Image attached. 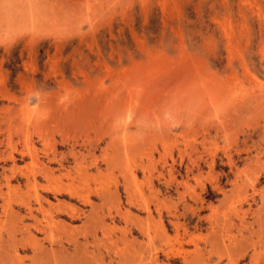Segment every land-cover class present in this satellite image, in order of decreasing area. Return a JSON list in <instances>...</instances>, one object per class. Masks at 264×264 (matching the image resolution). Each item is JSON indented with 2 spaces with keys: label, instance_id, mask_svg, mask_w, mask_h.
Returning <instances> with one entry per match:
<instances>
[{
  "label": "rangeland",
  "instance_id": "1",
  "mask_svg": "<svg viewBox=\"0 0 264 264\" xmlns=\"http://www.w3.org/2000/svg\"><path fill=\"white\" fill-rule=\"evenodd\" d=\"M1 189L2 264H264V0H0Z\"/></svg>",
  "mask_w": 264,
  "mask_h": 264
},
{
  "label": "bare ground",
  "instance_id": "2",
  "mask_svg": "<svg viewBox=\"0 0 264 264\" xmlns=\"http://www.w3.org/2000/svg\"><path fill=\"white\" fill-rule=\"evenodd\" d=\"M6 185H7V190L9 191L8 193H9V198H10V195L11 194H13V193H15L16 194V192L18 193L20 190H19V187H18V189H17V187H13L12 185H11V182L10 181H7V183H6ZM18 190V191H17ZM48 190V189H47ZM58 190V189H57ZM54 191V190H53ZM0 192L2 193L1 194V198H3L2 196H4V192H3V190L1 189L0 190ZM21 192V191H20ZM54 192H56V190L54 191ZM69 193V192H68ZM19 194V193H18ZM18 194H17V196L16 197H18L19 198V196H18ZM22 195V194H21ZM11 196H13V195H11ZM6 198V197H5ZM13 198V197H12ZM20 198H23L22 196L20 197ZM36 198V197H35ZM37 198H38V196H37ZM37 198L35 199V200H37ZM5 200V199H4ZM7 200V199H6ZM5 200V201H6ZM15 200H17V199H15ZM14 200V201H15ZM24 200V199H23ZM22 199H21V201H23ZM1 201H3V199L1 200ZM14 201H12V202H14ZM38 203H39V207L40 208H42V205H43V198L40 196L39 198H38ZM44 201H46L45 199H44ZM4 202V201H3ZM17 202H18V200H17ZM19 202H20V199H19ZM11 203V202H10ZM22 203H24V202H22ZM26 203V202H25ZM5 204V206H3V208L4 209H6V210H9V209H11L12 210V207L10 208V204L9 203H7V202H5L4 203ZM17 204V203H16ZM19 204V203H18ZM17 204V205H18ZM2 205V204H1ZM26 205V206H25ZM24 205V207H25V212H26V215L25 216H20V217H18V216H16V218H19V220H21V221H25L26 220V218L28 217V218H31V219H35L34 221H38V216H37V210H35L37 207H35V209H34V206H31V205H29V202H28V204H25ZM64 205H66V204H64ZM68 208V209H66V211L68 212V214H69V207L66 205L65 206V208ZM56 208V207H55ZM61 208V207H60ZM43 209V208H42ZM41 209V210H42ZM59 209V208H58ZM62 209H64V208H62ZM10 210V212H12V213H14L15 211H14V209L11 211ZM4 213H5V211H3ZM7 212H9V211H7ZM21 212V211H20ZM38 212H39V210H38ZM44 212L46 213V211H45V209H44ZM41 213V212H40ZM65 213V212H64ZM72 213V212H71ZM6 214V213H5ZM10 214V213H9ZM18 215H20L19 213H17ZM7 215V214H6ZM13 215V214H12ZM48 215V214H47ZM10 216V215H9ZM14 217H15V214H14ZM73 217V216H72ZM36 221V222H37ZM39 225L41 224L39 221L37 222ZM36 223V225L34 224V226L36 227H32V228H34V229H36L37 231H39L40 232V229H39V225ZM37 225L39 226V227H37ZM5 228V227H4ZM25 228V227H24ZM3 229V228H2ZM1 228H0V231L2 230ZM7 229V228H6ZM6 229H3L2 231H4V230H6ZM17 228H15V230H16ZM15 230H14V232H15ZM17 231V230H16ZM27 231H29V232H31V227H29V229H27ZM5 233H7L8 234V230H7V232H5ZM9 235H11V236H13L14 237V235H15V233L13 234V232H12V234L10 233ZM3 236V234H0V240H3V238L4 237H2ZM11 236H9L10 238H12V241H13V237H11ZM6 240V239H5ZM6 241H8V240H6ZM11 242V241H10ZM15 242V241H14ZM14 242H12V243H14ZM2 243H7V242H3V241H1V244ZM9 244V243H8ZM3 245V244H2ZM1 246V245H0ZM6 246L7 245H5L4 244V248H6ZM1 249H3V246H1ZM18 249V248H17ZM5 250H7V249H5ZM0 252H1V250H0ZM4 252V250H2V253H1V255H2V258L4 259V257H3V254H5V253H3ZM6 252V251H5ZM1 255H0V257H1ZM2 258H0L1 260H2ZM7 258V257H6ZM1 260H0V263L2 264V262H1Z\"/></svg>",
  "mask_w": 264,
  "mask_h": 264
}]
</instances>
